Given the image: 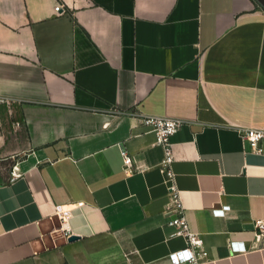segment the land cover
I'll return each mask as SVG.
<instances>
[{
  "label": "crops",
  "instance_id": "0c3cea01",
  "mask_svg": "<svg viewBox=\"0 0 264 264\" xmlns=\"http://www.w3.org/2000/svg\"><path fill=\"white\" fill-rule=\"evenodd\" d=\"M0 96V264H171L187 244L147 117L184 121L204 264H264V154L241 136L264 129L263 1L0 0Z\"/></svg>",
  "mask_w": 264,
  "mask_h": 264
},
{
  "label": "built area",
  "instance_id": "2783aa9c",
  "mask_svg": "<svg viewBox=\"0 0 264 264\" xmlns=\"http://www.w3.org/2000/svg\"><path fill=\"white\" fill-rule=\"evenodd\" d=\"M58 15L65 13L64 5L58 4L55 7ZM10 100L0 96V105L8 104ZM145 133H151L155 136L156 144L164 150V159L161 165L162 173L165 177V183L168 185L170 195L172 197L173 206L180 214L168 222V226L173 227L175 231L172 236H182L186 240V248L172 253L169 257L171 264H204L202 257L203 240L201 236L192 231L186 217L182 215L181 192L178 188L176 174L173 169L175 162L173 137L179 132L184 125V121L176 118L168 117H147L142 120ZM245 150L256 154H264V129H245L241 131ZM123 168L127 174L134 171L132 158L127 150L122 151ZM23 174L15 166L12 170V180L22 177ZM225 210L217 212L224 215ZM57 213L63 220H66V213L58 207ZM260 230V238L264 240V223L258 222ZM230 247L235 253H245L247 248L245 245L237 247L236 243H231Z\"/></svg>",
  "mask_w": 264,
  "mask_h": 264
},
{
  "label": "rangeland",
  "instance_id": "374dc122",
  "mask_svg": "<svg viewBox=\"0 0 264 264\" xmlns=\"http://www.w3.org/2000/svg\"><path fill=\"white\" fill-rule=\"evenodd\" d=\"M9 165V164H8ZM6 167H8V166H6ZM12 169V168H11Z\"/></svg>",
  "mask_w": 264,
  "mask_h": 264
},
{
  "label": "water",
  "instance_id": "95a60500",
  "mask_svg": "<svg viewBox=\"0 0 264 264\" xmlns=\"http://www.w3.org/2000/svg\"><path fill=\"white\" fill-rule=\"evenodd\" d=\"M261 1H263V2H264V0H261Z\"/></svg>",
  "mask_w": 264,
  "mask_h": 264
}]
</instances>
